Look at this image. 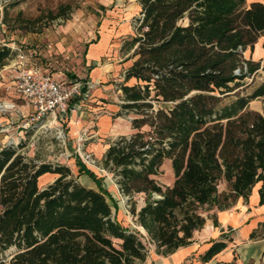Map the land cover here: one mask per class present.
Listing matches in <instances>:
<instances>
[{
	"label": "trees",
	"instance_id": "trees-1",
	"mask_svg": "<svg viewBox=\"0 0 264 264\" xmlns=\"http://www.w3.org/2000/svg\"><path fill=\"white\" fill-rule=\"evenodd\" d=\"M138 2L141 16L130 42L136 58L120 87L122 110L134 115L133 132L111 141L101 161L128 200L144 194L143 205L132 203L130 212L145 240L117 220L102 178L79 156L73 174L65 164L37 161L8 144L0 146V264H132L145 257L147 243L162 253L189 243L206 209L247 201L256 184L264 204V115L248 107L264 95V83L248 95L234 91L260 67L243 51L264 33V3ZM15 54L0 42V69ZM130 78L135 83L125 84ZM153 101L169 105L154 109ZM166 159L174 179L164 186L153 175ZM47 173L55 178L40 187ZM81 175L97 188L82 184ZM225 245L213 240L202 260Z\"/></svg>",
	"mask_w": 264,
	"mask_h": 264
},
{
	"label": "rangeland",
	"instance_id": "rangeland-1",
	"mask_svg": "<svg viewBox=\"0 0 264 264\" xmlns=\"http://www.w3.org/2000/svg\"><path fill=\"white\" fill-rule=\"evenodd\" d=\"M134 2L137 0H125L124 6L118 11L112 0H0V39L6 43L15 46L38 44L41 47L51 44L61 56L66 67L64 72L70 81L77 78L76 73L83 77V82L88 81L87 70L93 64L111 66L107 74L100 77V82L92 89L88 88L84 92L85 96L79 99L76 111L81 122L79 134L75 138L69 134L70 111H66L65 121L61 122L49 115L32 120L33 109L28 107L22 97L10 93L5 87L6 100L0 99V104H3V110H0V145H19V150L25 156L37 161L65 164L73 174L77 173L74 156H79L91 171L102 178L108 201L112 210H116L117 220L125 226L138 229L134 226L136 222L130 207L133 203L139 209L144 202V194L135 193L128 200L118 191L112 173L103 168L101 161L102 147L122 135L128 129V121L134 116L122 110L120 88L124 83L125 66L136 58L132 57L135 45L130 46V42L137 33L141 14L140 9L134 7ZM249 2L246 0L244 6L247 7ZM99 4L105 5L106 9H100ZM104 33L108 34L106 49L85 66L82 58L90 49V41L100 38ZM243 57L248 59L247 51H243ZM132 83L133 80L125 82L128 85ZM261 83H264V66L260 65L234 91L248 95ZM167 105L153 101L154 109ZM248 107L264 115V95L251 100ZM101 115H107L110 121L103 129H99ZM54 178V174H44L38 184L43 187ZM153 178L161 185H170L174 179L170 163L165 160ZM78 180L84 185L94 186L87 175L79 176ZM222 184H218V190H222ZM142 239L145 240L143 234ZM114 241L119 240L115 238ZM148 247L153 249L152 245L148 244Z\"/></svg>",
	"mask_w": 264,
	"mask_h": 264
},
{
	"label": "crops",
	"instance_id": "crops-1",
	"mask_svg": "<svg viewBox=\"0 0 264 264\" xmlns=\"http://www.w3.org/2000/svg\"><path fill=\"white\" fill-rule=\"evenodd\" d=\"M124 1L125 0H112L115 9L118 11L121 10V6H124ZM253 2L264 3V0H250L247 7ZM134 4V7L140 9L138 0L137 2H134ZM130 6H133V4ZM99 8L104 10L106 9V6L99 4ZM90 44L88 53L82 58V63H84L85 66L89 65L90 61H94L95 57H98V55L106 49L108 44V34L104 33L100 38L91 40ZM9 46L12 48V46L15 45L9 44ZM22 46H24L29 52H32L33 55L30 61L33 64L40 66L55 78L65 81L70 80L64 72L66 67L62 62L61 56L57 54L58 52L54 50L51 44H44L42 47L38 44H24ZM246 51L248 52V58L259 62V64L261 63L260 65L263 67L264 33L257 37L252 50L246 49L245 52ZM14 56L15 55L10 57L6 64L0 69V99L4 98V100H6L4 89L9 84L11 75L14 72L10 65ZM131 63L125 66L124 72ZM81 68H83V66ZM110 69V64L98 66L93 64L90 66L86 74V77L89 78L87 82L92 84L89 89H92L95 84H98L100 82V77H104ZM75 76L78 79L75 78L74 80L82 81V76L77 73ZM130 80H133L135 83L134 78H130L129 81ZM85 90L86 88L84 91ZM11 104L13 105V103ZM78 107L79 99L75 98L68 102L67 111L71 112L72 117L68 123L70 127L69 134L73 138L79 134L78 128L81 122V118L78 119V113L76 111ZM58 121H65V119H59ZM109 123L108 116L101 115L99 119V129H103V127ZM129 124L130 122L128 121V129L124 131L122 135H129L132 133L131 131L133 130ZM115 125L116 124L113 126ZM108 145L109 144L104 148L102 147L101 156H103ZM0 146H4V144H1ZM166 161L170 163L169 159H166ZM86 186L97 188L95 183L94 186ZM225 186V183H223L221 185L222 190L219 191L225 190ZM258 188L259 184H256L252 188L247 201H244L242 197H239L227 209L219 210L216 206H211L206 209L203 213L205 216V222L202 227L194 229L189 243L180 245L173 251L166 253L156 251L154 243H148L149 246H153V249L150 250L151 248L148 247L145 257L143 259H136L132 264H264V204L259 203ZM214 219L216 221L215 223ZM134 226L135 228H138L137 230L143 235H146V232L141 225L136 223ZM218 239H223L226 242V245L213 254L208 260L203 261L201 255L213 240Z\"/></svg>",
	"mask_w": 264,
	"mask_h": 264
},
{
	"label": "built area",
	"instance_id": "built-area-1",
	"mask_svg": "<svg viewBox=\"0 0 264 264\" xmlns=\"http://www.w3.org/2000/svg\"><path fill=\"white\" fill-rule=\"evenodd\" d=\"M0 42L9 46L2 39ZM12 49L16 50V54L10 62L14 72L6 90L21 96L33 109L32 120H39L48 115L54 119H63L66 115L68 102L74 98L81 100V96L82 98L85 96L84 92L92 86L87 81H65L55 78L30 61L33 54L24 46H12ZM236 73H238V69ZM0 110H3V104H0Z\"/></svg>",
	"mask_w": 264,
	"mask_h": 264
}]
</instances>
